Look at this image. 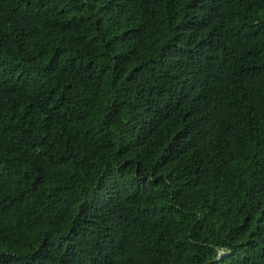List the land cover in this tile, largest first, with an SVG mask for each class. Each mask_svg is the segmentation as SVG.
I'll use <instances>...</instances> for the list:
<instances>
[{
  "label": "trees",
  "instance_id": "obj_1",
  "mask_svg": "<svg viewBox=\"0 0 264 264\" xmlns=\"http://www.w3.org/2000/svg\"><path fill=\"white\" fill-rule=\"evenodd\" d=\"M0 264H264V0H0Z\"/></svg>",
  "mask_w": 264,
  "mask_h": 264
},
{
  "label": "water",
  "instance_id": "obj_2",
  "mask_svg": "<svg viewBox=\"0 0 264 264\" xmlns=\"http://www.w3.org/2000/svg\"><path fill=\"white\" fill-rule=\"evenodd\" d=\"M223 255H224V254H223V252H221V254H220V257H219V258H222V257H223Z\"/></svg>",
  "mask_w": 264,
  "mask_h": 264
},
{
  "label": "clouds",
  "instance_id": "obj_3",
  "mask_svg": "<svg viewBox=\"0 0 264 264\" xmlns=\"http://www.w3.org/2000/svg\"><path fill=\"white\" fill-rule=\"evenodd\" d=\"M223 254L225 255V253H224V252H223ZM224 255H223V256H224Z\"/></svg>",
  "mask_w": 264,
  "mask_h": 264
}]
</instances>
